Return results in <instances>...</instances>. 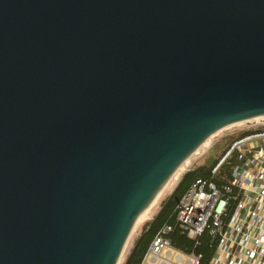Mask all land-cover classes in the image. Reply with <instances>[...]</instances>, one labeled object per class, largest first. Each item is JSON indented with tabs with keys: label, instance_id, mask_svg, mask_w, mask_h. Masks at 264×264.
Segmentation results:
<instances>
[{
	"label": "water",
	"instance_id": "95a60500",
	"mask_svg": "<svg viewBox=\"0 0 264 264\" xmlns=\"http://www.w3.org/2000/svg\"><path fill=\"white\" fill-rule=\"evenodd\" d=\"M264 119V0H0V264H117L227 130Z\"/></svg>",
	"mask_w": 264,
	"mask_h": 264
},
{
	"label": "built area",
	"instance_id": "2783aa9c",
	"mask_svg": "<svg viewBox=\"0 0 264 264\" xmlns=\"http://www.w3.org/2000/svg\"><path fill=\"white\" fill-rule=\"evenodd\" d=\"M261 138L264 120L253 134L233 142L213 170L237 152L244 161L234 166L229 184L219 188L211 181H196L177 204L178 228L190 239L206 231L214 243L206 264H264V147L255 144ZM169 231L165 227L153 238L141 264H199L200 256L172 246L165 236Z\"/></svg>",
	"mask_w": 264,
	"mask_h": 264
},
{
	"label": "trees",
	"instance_id": "16d2710c",
	"mask_svg": "<svg viewBox=\"0 0 264 264\" xmlns=\"http://www.w3.org/2000/svg\"><path fill=\"white\" fill-rule=\"evenodd\" d=\"M254 132L255 130L244 131L239 133V137L236 139L230 136L222 146L220 154L215 158L211 165H197L182 174L171 194L160 203L156 214L142 226L140 234L134 240L129 253L122 264H141L151 241L158 233L162 232L165 227H171V231L165 236L170 240L173 247L184 253H193L200 256L199 264H206L214 255V243L209 237V233L206 231L196 239H190L178 228L175 220L177 204L196 181H211L219 188L224 184H229L231 182V175L234 166L241 165L244 161V159L239 158L237 152L232 151L223 160L216 171L213 172V170L230 150L233 142L247 135L253 134ZM218 141L216 143H218ZM216 143H214L208 150H210Z\"/></svg>",
	"mask_w": 264,
	"mask_h": 264
},
{
	"label": "rangeland",
	"instance_id": "374dc122",
	"mask_svg": "<svg viewBox=\"0 0 264 264\" xmlns=\"http://www.w3.org/2000/svg\"><path fill=\"white\" fill-rule=\"evenodd\" d=\"M263 120H259V121H255V122H251V123H246V124L239 125V126H236V127H233L231 129L227 130L226 132H224L223 134L218 136L210 144L207 145V146H211L212 144L216 143L219 140L218 143H216L210 150H208L201 158L197 159L198 155L202 151L199 154H197L187 164V166L177 175V177L173 180V182L170 184V186L167 188V190L164 192V194L160 197V199L154 205V207L152 208L150 213L147 215V217L144 220H141L140 222L134 224L135 226H133L134 228H132V230L128 236V239L124 245V248L122 250V253L119 257L117 264H122L124 262L127 254L129 253V250L131 249V247L133 245L134 240L140 234L142 226L156 214V212L159 209L160 203L168 195L171 194L173 188L177 184V182L180 179V177L182 176V174H184L186 171H188L189 169H191L197 165H207V166L211 165L214 162L215 158L220 154L221 148L224 145V143L226 142L227 138H230V136H231L232 138L236 139L239 137V133H242L244 131H253L262 123ZM207 146L203 150H206Z\"/></svg>",
	"mask_w": 264,
	"mask_h": 264
},
{
	"label": "crops",
	"instance_id": "0c3cea01",
	"mask_svg": "<svg viewBox=\"0 0 264 264\" xmlns=\"http://www.w3.org/2000/svg\"><path fill=\"white\" fill-rule=\"evenodd\" d=\"M255 144L256 145H261V146H263L264 147V138H261V139H259V140H257V141H255Z\"/></svg>",
	"mask_w": 264,
	"mask_h": 264
},
{
	"label": "bare ground",
	"instance_id": "6f19581e",
	"mask_svg": "<svg viewBox=\"0 0 264 264\" xmlns=\"http://www.w3.org/2000/svg\"><path fill=\"white\" fill-rule=\"evenodd\" d=\"M184 172V171H183ZM140 222V221H139ZM136 223H138V222H136ZM135 226V225H134ZM134 228V227H133Z\"/></svg>",
	"mask_w": 264,
	"mask_h": 264
}]
</instances>
